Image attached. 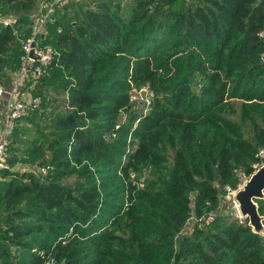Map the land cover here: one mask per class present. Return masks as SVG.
Instances as JSON below:
<instances>
[{"label": "trees", "instance_id": "obj_1", "mask_svg": "<svg viewBox=\"0 0 264 264\" xmlns=\"http://www.w3.org/2000/svg\"><path fill=\"white\" fill-rule=\"evenodd\" d=\"M38 1L1 11L26 30ZM66 2L42 39L56 54L24 86L52 110L29 155L53 167L0 179V264H264L248 224L205 220L264 148V0ZM19 53L0 24L4 84Z\"/></svg>", "mask_w": 264, "mask_h": 264}, {"label": "built area", "instance_id": "obj_2", "mask_svg": "<svg viewBox=\"0 0 264 264\" xmlns=\"http://www.w3.org/2000/svg\"><path fill=\"white\" fill-rule=\"evenodd\" d=\"M64 2L65 0H40L36 9L30 14V25L26 30L19 28L15 14L0 10V24L10 27L20 48L18 64L10 72L7 85L0 82V170L9 169L6 150L15 121L27 115L29 107L37 105L38 97L28 96L29 89L24 86L26 82H29L32 88V82L46 73L56 54V50L49 43L42 42V39L47 32V22L52 20L53 12ZM257 155L259 158H264L263 147L258 149ZM52 167L49 163L40 164L33 173L45 175ZM222 186L227 194L235 192L228 183ZM211 217L212 215L208 214L205 220L208 221ZM52 263V257L44 262V264Z\"/></svg>", "mask_w": 264, "mask_h": 264}, {"label": "rangeland", "instance_id": "obj_3", "mask_svg": "<svg viewBox=\"0 0 264 264\" xmlns=\"http://www.w3.org/2000/svg\"><path fill=\"white\" fill-rule=\"evenodd\" d=\"M96 0H67V11L66 15H70L72 11L74 10V7L77 6V4L84 6H91L95 3ZM121 5H125L129 3L130 0H118ZM196 1V0H192ZM70 5V6H69ZM0 10H4V6L0 4ZM67 16H65L66 18ZM261 58L264 59V50L261 52ZM4 76H0V82L3 83ZM4 84V83H3ZM144 90V89H143ZM145 91V90H144ZM140 90L131 89L130 90V98L134 101L135 105L138 107H141L146 102V99L143 98L146 92L143 93V95H140ZM38 94V95H37ZM35 94L38 97L37 105L34 107H29V113L19 119H17L13 125L11 135L9 136V142L6 150V160L9 164L8 174L1 177L0 179H6L9 178L14 174L15 171H36V167L38 166V160L40 159V155H29L31 148L33 146V143L37 144L40 141H43L45 138L43 136L44 133L47 132V128L49 126V115L51 114V109L44 108L43 105H41L40 100L42 97V92ZM45 94V93H44ZM28 96L33 97L31 92L27 93ZM46 95V94H45ZM44 95V96H45ZM41 96V97H40ZM52 95H46L45 100L50 101V98ZM236 102H238V99H233ZM55 104V102L53 103ZM14 129V130H13ZM257 164H264V158H260L259 162L254 163L253 170L257 167ZM73 178V175H68L66 177L62 178V181L67 182L71 181ZM248 178V175L242 173L241 171H238L237 174L234 177L233 184H229L231 188L235 190H239L242 185L245 183L246 179ZM218 189V203L216 207L210 212V214H222L226 215L228 219H235L238 223H246L248 224V219L241 215L238 203L234 197L233 194H227L225 190L223 189V186L217 185ZM192 198V197H191ZM260 199L261 201H258ZM257 206V211L259 214L264 213V190H263V197L256 198L254 200ZM262 212V213H261ZM212 218V217H211ZM210 218V219H211ZM246 218V219H245ZM198 219L193 215L191 212L190 217L186 221L185 225L182 227L180 231H178L174 238L177 239L179 235L181 234H187L190 232L191 225ZM251 230L253 231L254 228L252 225H249ZM262 236L264 240V229L262 233H258ZM53 264V263H52Z\"/></svg>", "mask_w": 264, "mask_h": 264}, {"label": "water", "instance_id": "obj_4", "mask_svg": "<svg viewBox=\"0 0 264 264\" xmlns=\"http://www.w3.org/2000/svg\"><path fill=\"white\" fill-rule=\"evenodd\" d=\"M30 54H32L30 52ZM145 91L140 89L142 96ZM264 190V164L258 165L246 179L242 187L234 193L241 215L248 219V225H252L254 232L262 233V219L264 215L259 214L254 200L263 197Z\"/></svg>", "mask_w": 264, "mask_h": 264}, {"label": "crops", "instance_id": "obj_5", "mask_svg": "<svg viewBox=\"0 0 264 264\" xmlns=\"http://www.w3.org/2000/svg\"><path fill=\"white\" fill-rule=\"evenodd\" d=\"M40 1V0H39ZM39 1H38V3H39ZM43 1V0H42ZM44 1H46V0H44ZM38 3H37V5H38ZM37 7V6H36ZM36 9V8H35ZM34 9V10H35ZM8 82V81H7ZM7 82L5 83V85H7ZM0 102H1V99H0Z\"/></svg>", "mask_w": 264, "mask_h": 264}, {"label": "bare ground", "instance_id": "obj_6", "mask_svg": "<svg viewBox=\"0 0 264 264\" xmlns=\"http://www.w3.org/2000/svg\"><path fill=\"white\" fill-rule=\"evenodd\" d=\"M246 217V216H245ZM246 219V218H245Z\"/></svg>", "mask_w": 264, "mask_h": 264}]
</instances>
